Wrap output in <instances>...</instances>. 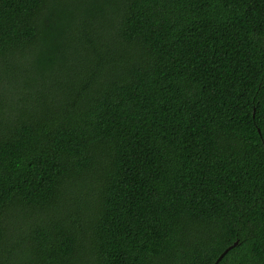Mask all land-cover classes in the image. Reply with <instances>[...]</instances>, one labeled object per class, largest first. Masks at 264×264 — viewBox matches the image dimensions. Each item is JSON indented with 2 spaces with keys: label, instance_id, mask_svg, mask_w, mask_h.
Wrapping results in <instances>:
<instances>
[{
  "label": "trees",
  "instance_id": "obj_1",
  "mask_svg": "<svg viewBox=\"0 0 264 264\" xmlns=\"http://www.w3.org/2000/svg\"><path fill=\"white\" fill-rule=\"evenodd\" d=\"M264 264V0H0V264Z\"/></svg>",
  "mask_w": 264,
  "mask_h": 264
},
{
  "label": "water",
  "instance_id": "obj_2",
  "mask_svg": "<svg viewBox=\"0 0 264 264\" xmlns=\"http://www.w3.org/2000/svg\"><path fill=\"white\" fill-rule=\"evenodd\" d=\"M238 244V241H236L234 244L230 245L228 248H226L222 253L221 255L218 257L217 261L215 264H217L224 256L225 254L231 249L233 248L234 246H236Z\"/></svg>",
  "mask_w": 264,
  "mask_h": 264
}]
</instances>
